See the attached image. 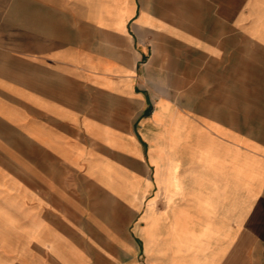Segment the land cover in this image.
Returning <instances> with one entry per match:
<instances>
[{
  "label": "crops",
  "instance_id": "1",
  "mask_svg": "<svg viewBox=\"0 0 264 264\" xmlns=\"http://www.w3.org/2000/svg\"><path fill=\"white\" fill-rule=\"evenodd\" d=\"M0 264H264V0H0Z\"/></svg>",
  "mask_w": 264,
  "mask_h": 264
}]
</instances>
